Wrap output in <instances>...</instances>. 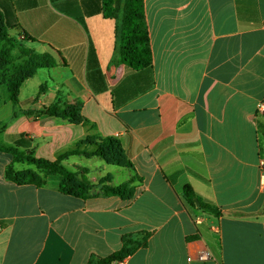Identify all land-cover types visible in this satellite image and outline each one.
<instances>
[{"label":"crops","instance_id":"obj_1","mask_svg":"<svg viewBox=\"0 0 264 264\" xmlns=\"http://www.w3.org/2000/svg\"><path fill=\"white\" fill-rule=\"evenodd\" d=\"M143 3L153 63L135 71L115 61L104 0H0L56 63L22 85L17 105L0 88V144L56 161L94 152L88 138H116L130 163L63 160L87 171L82 198L61 192L62 176L0 152V264H88L142 234L146 246L121 264H264V0ZM75 103L87 122L44 114ZM10 167L44 184H17ZM128 183L129 199L103 191ZM187 185L220 217L189 209Z\"/></svg>","mask_w":264,"mask_h":264},{"label":"trees","instance_id":"obj_2","mask_svg":"<svg viewBox=\"0 0 264 264\" xmlns=\"http://www.w3.org/2000/svg\"><path fill=\"white\" fill-rule=\"evenodd\" d=\"M104 15L107 18L115 19L116 25V55L115 61L135 71L152 67L153 57L148 26L145 17L143 0H104ZM12 30L22 37L26 42L35 43V39L23 34L15 24L8 21L0 12V88H6L7 99L15 105L18 104L19 92L22 85L40 69L52 68L56 65L54 59L47 54L32 55L29 60L15 65L11 55L5 51L6 43L9 41L8 33ZM47 116L60 117L71 120L75 123H85L87 120L81 115V105L70 104L63 110L53 106L44 112ZM5 127H0V133ZM88 143L96 146L92 153H81L73 151L63 154L58 160L51 161L37 159L30 153L19 152L15 147H6L0 144V152L11 153L15 162L35 166L38 170L48 174H56L63 177L61 192L75 197H88L92 184L87 178V171L80 169L73 173L68 171L62 161L72 155H85L87 157L97 156L104 159L110 165L130 166L127 161L122 145L116 138H105L96 141L88 138ZM17 145H22L19 141ZM7 178L17 184L42 185L44 182L32 170L16 172L10 167L6 172ZM133 181H131L132 183ZM131 183L122 184L117 187H104L103 191L107 196H119L129 199L132 195ZM183 200L185 205L194 211L196 215L203 214L220 217L219 208L203 201L193 188L189 185L183 189ZM149 234L125 235L123 245L119 252L107 257H91L88 264H116L122 263L138 249L145 247Z\"/></svg>","mask_w":264,"mask_h":264},{"label":"rangeland","instance_id":"obj_3","mask_svg":"<svg viewBox=\"0 0 264 264\" xmlns=\"http://www.w3.org/2000/svg\"><path fill=\"white\" fill-rule=\"evenodd\" d=\"M8 35L9 41L6 43L7 47L5 48V51L11 55L15 65L29 60L30 56L32 55H42L34 45H32L30 42H26L22 37L18 36L16 32L10 31ZM1 88L6 94V88Z\"/></svg>","mask_w":264,"mask_h":264},{"label":"built area","instance_id":"obj_4","mask_svg":"<svg viewBox=\"0 0 264 264\" xmlns=\"http://www.w3.org/2000/svg\"><path fill=\"white\" fill-rule=\"evenodd\" d=\"M259 112H264V104H262L259 107ZM259 169H260V173H261V180H262V189L264 190V159H261L259 162ZM210 254L206 251L200 252L198 255V260L199 261H206L210 259ZM189 261H192V259L190 258ZM116 264H121V263H116Z\"/></svg>","mask_w":264,"mask_h":264}]
</instances>
